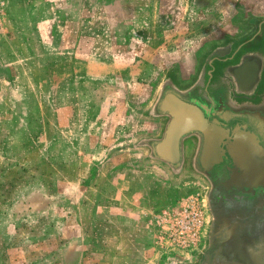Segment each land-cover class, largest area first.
<instances>
[{
    "label": "rangeland",
    "instance_id": "374dc122",
    "mask_svg": "<svg viewBox=\"0 0 264 264\" xmlns=\"http://www.w3.org/2000/svg\"><path fill=\"white\" fill-rule=\"evenodd\" d=\"M113 2L0 0V264L27 258L35 228V249L57 239L36 264H167L203 246L205 182L135 147L159 138L161 82L194 80L200 41H184L183 61L159 40L120 47L124 27L138 36L137 5ZM89 186L102 190L88 206ZM236 253L264 264L256 238Z\"/></svg>",
    "mask_w": 264,
    "mask_h": 264
},
{
    "label": "flooded vegetation",
    "instance_id": "af4514ba",
    "mask_svg": "<svg viewBox=\"0 0 264 264\" xmlns=\"http://www.w3.org/2000/svg\"><path fill=\"white\" fill-rule=\"evenodd\" d=\"M143 1L146 0H115L121 10L125 5H137L128 11L137 20L139 31L134 37L135 28L124 27L130 33L118 38V46L143 47L159 40L165 43L173 60L183 61L185 55L180 47L184 41L189 37L190 43L200 41L198 52L190 56L191 62L197 64L194 80L184 83L170 74L161 82L162 93L152 113L154 120L161 123L159 138L151 142L154 158L161 162L160 150L168 155L167 147H163L165 131L174 117L160 111L167 96L202 109L208 124L218 123L223 131L221 144L198 130L189 131L182 136L181 151L168 155V159L175 160L168 165L176 173H195L207 185V219L202 248L181 258L170 257L167 264H255V260H245L236 251L254 238L264 249V189L243 196L228 192L226 184L235 169L229 152L237 126L254 132L264 147V0ZM175 29L178 40L170 42L176 45L169 47L166 43L170 41V30ZM198 114L194 115L196 119ZM216 147L224 149L220 162L213 159Z\"/></svg>",
    "mask_w": 264,
    "mask_h": 264
},
{
    "label": "water",
    "instance_id": "95a60500",
    "mask_svg": "<svg viewBox=\"0 0 264 264\" xmlns=\"http://www.w3.org/2000/svg\"><path fill=\"white\" fill-rule=\"evenodd\" d=\"M153 111V110H152ZM161 112H168L174 117L172 124L165 131L166 139H164L163 147H167L168 155H177L181 151L182 136L189 131L198 130L207 137H214L216 144L223 142L221 127L218 123L210 126L206 120L203 110L197 106L185 103L177 97L171 98L167 96L162 100L160 105ZM195 113H199V119L194 117ZM193 124H197L191 127ZM191 127V128H190ZM155 140V139H154ZM157 140V139H156ZM153 139H141L135 147L146 148L149 151V157L153 158V149L151 146ZM161 162L166 165L175 160L168 159L161 150L158 152ZM224 155V149L216 147L213 153V159L220 162ZM229 155L232 157L234 172L227 180V191H235L243 196L255 195L260 189H264V147L259 143L258 136L247 129L241 130L236 127L235 141H232ZM173 172L172 166H170Z\"/></svg>",
    "mask_w": 264,
    "mask_h": 264
},
{
    "label": "crops",
    "instance_id": "0c3cea01",
    "mask_svg": "<svg viewBox=\"0 0 264 264\" xmlns=\"http://www.w3.org/2000/svg\"><path fill=\"white\" fill-rule=\"evenodd\" d=\"M150 12H151V10H150ZM174 31L173 30H170V38L168 39L170 41L166 43V44H168L169 47H173L172 45H176L175 43H172V45H171L170 42H173V41H177L178 40V37L176 38V35H177L176 32L177 31L176 32H174ZM155 46H161V44H156ZM164 57L166 58L167 56H164ZM55 152L56 151H54V150L50 151L51 157H52V155L54 156V153ZM113 173H115V172H113ZM118 173H120V176H122V177L124 176L127 179H129V180L130 179H136L137 176H139V175L142 176L143 175L142 173L139 174V172L138 173H136V172H116L115 174H118ZM100 188L101 187H99V186H91V187L89 186L88 187V206L90 205V203L92 201H93V203H95L97 200H100L101 199L100 198V195L98 194V192H97V194L94 195V191L95 190H102ZM115 201H117V200L115 199ZM99 208H101V207H99ZM95 221H98L97 218H95L93 222H95ZM51 222H52V218H49V224ZM35 229H36L35 232H32V231L29 232L30 234H29L28 239H27L28 246H31L32 249H27V248L26 249H23V252L25 253V257H27V258L26 259H21L20 260V262L22 261L21 264H24V263L25 264H36L35 262H40V260L44 259V257H46V255L49 254L51 256L52 254H55V252L52 250L54 248V243L57 241V239L55 237H51L50 238V241H52V242L50 243L51 244V247L48 248V250H45L44 252H41V250L35 249L36 248L35 246L37 245L35 242L37 241V238H38V235H36V233H43L42 230H37V228H35ZM106 248L107 247H105V249ZM29 250H31L33 253H30ZM42 254H43V256H41ZM20 258L21 257L19 256V259ZM23 261H24V263H23Z\"/></svg>",
    "mask_w": 264,
    "mask_h": 264
},
{
    "label": "built area",
    "instance_id": "2783aa9c",
    "mask_svg": "<svg viewBox=\"0 0 264 264\" xmlns=\"http://www.w3.org/2000/svg\"><path fill=\"white\" fill-rule=\"evenodd\" d=\"M198 215V214H197ZM201 225V222L199 221V219H196L193 224L190 226V228H192L195 232V235H197V229H199Z\"/></svg>",
    "mask_w": 264,
    "mask_h": 264
}]
</instances>
